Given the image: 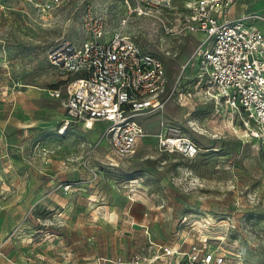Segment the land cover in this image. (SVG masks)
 <instances>
[{
	"label": "rangeland",
	"instance_id": "1",
	"mask_svg": "<svg viewBox=\"0 0 264 264\" xmlns=\"http://www.w3.org/2000/svg\"><path fill=\"white\" fill-rule=\"evenodd\" d=\"M89 8L103 13L109 28L120 27L125 14L121 0H68L43 18L32 6L7 0L0 19V118L14 116L23 88L34 85L50 99L35 127L8 121L5 148L0 145V199L34 192L21 210L23 220L9 223L0 238V264H65L95 254L129 257L150 239L187 249L200 235L230 257L264 264V144L241 121L216 112L214 101L204 102L200 95L188 105L174 100L164 111L141 117L145 136L130 158L114 154L103 122L53 140L52 112L62 103L50 90L64 88L73 77L50 53L66 41L81 45ZM235 9L256 13L254 23L264 33V0H237ZM124 32L144 51L163 56L171 76L180 74L181 63L206 37L166 34L138 15ZM183 81L191 90L189 77ZM163 121L181 126L200 153L187 158L158 150L156 133ZM64 122L58 131L66 133ZM33 170L39 177L35 187L30 186ZM0 205L3 211L15 208L11 202ZM168 264L185 261L178 255Z\"/></svg>",
	"mask_w": 264,
	"mask_h": 264
},
{
	"label": "built area",
	"instance_id": "2",
	"mask_svg": "<svg viewBox=\"0 0 264 264\" xmlns=\"http://www.w3.org/2000/svg\"><path fill=\"white\" fill-rule=\"evenodd\" d=\"M14 1L32 6L43 18L68 2ZM236 1L121 0L125 14L117 28L108 27L103 13L85 10L82 24L87 37L81 45L66 41L50 53L53 63L73 77L64 89L50 90L52 96H64L69 127L91 129L102 121L114 154L130 157L145 136L141 117L164 111L170 101L188 105L200 95L204 102L217 104L216 112L241 121L264 144V33L254 23L256 13L232 16ZM6 2L0 0V19ZM133 15L148 18L166 34L201 32L206 37L181 63L180 74L171 76L163 56L144 51L135 37L124 32ZM186 77L191 90L184 85ZM56 134L60 135L58 130ZM156 137L161 152L194 158L201 150L171 122H161ZM178 255L185 264H248L213 248L202 235L187 249L150 239L128 258L94 255L65 264H168Z\"/></svg>",
	"mask_w": 264,
	"mask_h": 264
},
{
	"label": "crops",
	"instance_id": "3",
	"mask_svg": "<svg viewBox=\"0 0 264 264\" xmlns=\"http://www.w3.org/2000/svg\"><path fill=\"white\" fill-rule=\"evenodd\" d=\"M246 12H249V11L248 10H236L235 7L232 8V10H231L233 17H237L240 14L246 13ZM67 75L71 76L68 72H67ZM53 89H64V88H53ZM19 92L22 93V96H19V98L17 99L16 112L13 113L14 116L12 114L13 117H10L8 119V121H10V123H15L16 125H29L30 127L33 128V127H35V125L37 123L41 122L42 119L39 116H41L42 113H40V112H45V110H47L49 108L50 99L47 98V96H45V94L42 91L38 90L36 88V86H34V85H32V87H29L26 89L23 88ZM52 97L54 99H61V103H62L61 105L54 106V112H52L53 117L51 119L53 122H56V123H54V125H52L50 127V130H48V131H50V133H52L53 140H55V141L63 140V138L68 136V134H70L75 129L82 128L84 130H88L82 125L74 124L71 127L67 128V131L65 134L64 133L60 134V135L56 134L58 127L66 119L67 113H66V108L64 106V99H65L64 96H62V97L52 96ZM37 110H39V111H37ZM8 121L6 119L0 118V145L3 148H5V146L3 145V142L5 141L4 138H6V137H4L5 131L9 127ZM97 122H102V121H96L94 126L91 129H95ZM50 124H52V123H50ZM102 133H103V130H102ZM156 143H157V140H156ZM156 147L158 149L157 144H156ZM170 154H172V153H170ZM132 156H130V157H132ZM11 169L12 168H9V167L5 168L6 171H10ZM38 180H39L38 173L35 170H33L32 171V183L30 184V186L35 187V185H37V183H38ZM33 191H34V189H33ZM33 199H34V192L32 193V195H27L25 192H22L20 194H17L16 196L15 195L12 196L11 198H9L8 201H7V198L5 196H4V198L0 199V202H2V205L4 203L7 204V202H9V203L11 202L15 206V208H13L10 211H8V210L3 211V209H5L4 208L5 205L2 207L0 205V238L5 233V229L9 223H11L15 220H20V222L23 220V217L26 214L21 212V210H24L25 208H27L29 205V202ZM95 255H105V254H95ZM92 256H94V255H92ZM105 256H110V255H105ZM113 256H117V255H113ZM113 256H111V257H113ZM88 257H90V256H88ZM86 258L87 257H84L83 259H86ZM126 258H128V257H126ZM12 260H13V258L10 257L8 261L12 262ZM76 261H80V260H76ZM69 262H71V261H69ZM69 262H65V263H69Z\"/></svg>",
	"mask_w": 264,
	"mask_h": 264
},
{
	"label": "bare ground",
	"instance_id": "4",
	"mask_svg": "<svg viewBox=\"0 0 264 264\" xmlns=\"http://www.w3.org/2000/svg\"><path fill=\"white\" fill-rule=\"evenodd\" d=\"M70 123V119L66 117L64 126L67 127V125ZM64 128V127H63ZM59 133L63 134L65 133V130H62V128L59 129Z\"/></svg>",
	"mask_w": 264,
	"mask_h": 264
}]
</instances>
